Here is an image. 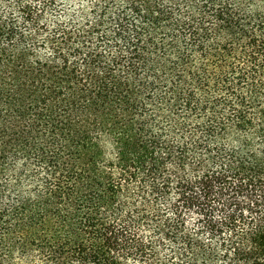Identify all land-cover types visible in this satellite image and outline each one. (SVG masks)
<instances>
[{
	"label": "trees",
	"instance_id": "16d2710c",
	"mask_svg": "<svg viewBox=\"0 0 264 264\" xmlns=\"http://www.w3.org/2000/svg\"><path fill=\"white\" fill-rule=\"evenodd\" d=\"M0 65V264H264V0H0Z\"/></svg>",
	"mask_w": 264,
	"mask_h": 264
},
{
	"label": "rangeland",
	"instance_id": "374dc122",
	"mask_svg": "<svg viewBox=\"0 0 264 264\" xmlns=\"http://www.w3.org/2000/svg\"><path fill=\"white\" fill-rule=\"evenodd\" d=\"M24 70H26L25 72H31L32 74L31 77L28 78L32 80L30 83H27L26 81H24L25 83H27L25 84L26 86L29 85V87L32 86V88L37 87V89L43 88V87H50L51 83L49 79L51 78L52 75L49 70H46V69L39 70L36 68H31V67H26L24 68ZM12 74H15L14 68H6L0 65V103L1 102L6 103L7 105L6 108L11 102L10 96L13 94V90H14V88L10 90L11 86L14 85V83H11V79L13 76ZM44 165L46 166L48 170H52L51 162L49 161V159L48 161H44ZM62 187L63 185L59 182L56 190Z\"/></svg>",
	"mask_w": 264,
	"mask_h": 264
}]
</instances>
